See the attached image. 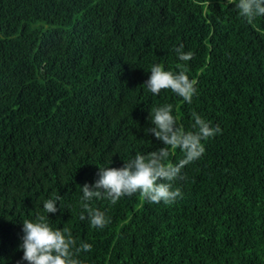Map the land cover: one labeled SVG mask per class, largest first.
Listing matches in <instances>:
<instances>
[{"label": "trees", "instance_id": "trees-1", "mask_svg": "<svg viewBox=\"0 0 264 264\" xmlns=\"http://www.w3.org/2000/svg\"><path fill=\"white\" fill-rule=\"evenodd\" d=\"M157 63L196 81L191 104L147 88ZM164 104L186 131L193 111L221 129L173 184L182 196L93 198L109 222L81 221L98 167L164 146L144 132ZM53 196L49 224L92 245L84 264H264V16L230 0H0V264H29L23 220Z\"/></svg>", "mask_w": 264, "mask_h": 264}, {"label": "clouds", "instance_id": "clouds-1", "mask_svg": "<svg viewBox=\"0 0 264 264\" xmlns=\"http://www.w3.org/2000/svg\"><path fill=\"white\" fill-rule=\"evenodd\" d=\"M239 10L240 15L249 22L257 16H264V0H230ZM183 44L175 49L181 61H189L193 58L192 52H184ZM151 75L144 84L152 92L158 95L161 90L170 89L182 97L189 104L196 94V81L181 67L178 72L165 70L163 65L154 64L150 69ZM173 105L164 104L154 106L150 110L151 125L144 129L145 134L151 133L164 145L156 151L146 155L137 153L134 158L123 162V166L98 167V179L89 184L85 182L82 187V201L84 211L79 219L85 220V212L90 224L95 228H103L109 222L105 212L94 208L88 202L96 199H107L112 204L125 196L140 193L150 203H173L182 196L179 187L173 188L178 180L186 179L182 174L185 165L199 159L205 152L202 141L208 140L221 132L220 126H210V122L196 112H192L194 123L190 131L177 125L176 117L172 114ZM169 148H180L184 158L178 163H170ZM112 163V162H111ZM59 196H53L44 201L43 208L47 215L38 214L34 220H23L19 247L23 250L22 260L29 264H84L79 256L81 252H89L92 249L90 243L77 240L73 237L69 228L54 229L49 224V213L58 211L57 202ZM19 264V262H17Z\"/></svg>", "mask_w": 264, "mask_h": 264}]
</instances>
